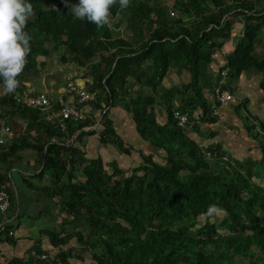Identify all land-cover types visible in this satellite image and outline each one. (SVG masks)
<instances>
[{
  "label": "trees",
  "instance_id": "obj_1",
  "mask_svg": "<svg viewBox=\"0 0 264 264\" xmlns=\"http://www.w3.org/2000/svg\"><path fill=\"white\" fill-rule=\"evenodd\" d=\"M31 3L33 11L25 26L31 49L18 85L37 56L64 48L80 63L89 62L94 75L85 89L96 93L95 100L87 103L100 110V142L125 155L134 150L109 116L111 107L121 105L131 113L140 137L164 152L159 161L139 150L141 162L128 174L101 156L86 158L75 141L63 140L79 132L96 133L85 130L93 123L89 117L83 122L68 120L63 130L39 109L17 106L18 86L1 94L0 107L42 120L41 134L0 146V155L6 158L30 147L39 153L43 169L38 175L47 172L51 181L42 190L56 198L65 214L62 224L72 228L65 234L47 232L53 244H67L75 237L80 252L88 253L95 264H264V134H252L260 142L259 160L223 161L219 146L207 147L215 154L212 159L178 124L173 111L200 109L201 121L216 120L205 96L213 87L210 63L240 16L243 34L223 67L229 69L230 79L245 71L260 73L264 90V50L257 51V46L264 47V0H175L172 6L163 0H129L124 8L114 0L102 26L76 18L64 0ZM120 13L124 16L116 21ZM60 60L66 62V55ZM170 68L188 72L190 82L166 88L163 79ZM176 97L180 105L174 106ZM157 99L174 106L168 108L165 126L153 110ZM255 120L264 133V122ZM198 127L196 122L191 131ZM209 206L215 207L211 214ZM218 210L225 215L211 221ZM70 255L62 250L43 262L29 254L9 264H68Z\"/></svg>",
  "mask_w": 264,
  "mask_h": 264
},
{
  "label": "crops",
  "instance_id": "obj_2",
  "mask_svg": "<svg viewBox=\"0 0 264 264\" xmlns=\"http://www.w3.org/2000/svg\"><path fill=\"white\" fill-rule=\"evenodd\" d=\"M123 16L124 13H120L116 21ZM124 25L122 23L119 30L123 31ZM243 31V18L240 16L233 25L230 37L213 54L209 71L212 80L225 65L226 56L235 48ZM262 50H264L263 46H257L258 52ZM62 54L66 55V62L60 60ZM69 77H73L78 85L86 89L94 79L89 62L80 63L73 54H69L64 48H61L56 53L37 56L33 68L24 73L17 92L28 89L34 93L45 92L52 99L64 97L69 102H76V96L70 94L66 88ZM261 78L262 75L254 71H245L237 77L229 78L228 85L234 98L221 107L216 120L211 123L200 120V109L188 112L199 125L197 131L189 133L190 136L206 147H221L224 155L234 162L252 163L259 160L262 157L260 142L252 134L260 137L264 134L260 129L259 122L255 120L258 117L264 122V90L260 87ZM190 80L191 75L188 72L177 73L175 69L170 68L163 79V85L166 88L182 86L189 83ZM133 88L135 89V86ZM3 93L0 90V95ZM209 93L206 91L205 96L207 97ZM173 104L174 106L180 105V100L177 97L174 98ZM174 106L166 104L160 99L156 100L153 110L159 124L163 126L169 124L168 108L171 110ZM83 107L93 122L85 130L94 129L96 133L82 135L79 132L76 136L66 137L63 140L66 143L75 141V145L84 150L86 158L92 159L101 156L105 162H116L125 170L126 164L122 165L121 163H127V157L137 158L138 163L130 165L131 167L140 164L139 150L146 154H154L155 160L164 155L162 150H158L150 142L140 137L131 113L123 106L117 105L109 110V116L113 120L116 131L127 144L138 149V153L126 155L124 158L123 154L113 150L110 145L100 142L99 134L103 128L99 123L100 110L92 103H85ZM0 115L1 118L6 119L15 133L14 138L8 137L5 146L10 145L21 136L41 134V119L37 121L28 114L27 116L23 115L18 109L7 106L0 107ZM252 125H255V128L253 131H249L248 127ZM116 152L117 155H114ZM117 156H120L118 160H116ZM161 160L163 161L162 158ZM41 170L42 160L39 153L32 147L19 150L13 156L6 158L0 155V186L6 189L11 196L10 207L5 211H0V225L6 226V232L0 233V251L2 252L0 264H9L14 259H25L34 248L48 253L50 259L58 256L60 251L66 250L71 253L68 264H95L88 253L80 252L75 237L67 244H53L51 236L47 232L56 234L63 232L65 234L72 231V228L62 224L65 214L60 211L56 198L46 195L42 190V188L50 186L51 181L47 172L42 177L38 175ZM75 174L78 179L83 180L79 170H75ZM224 215L225 212L218 210L213 218L217 219ZM10 230L13 231L12 236L7 234Z\"/></svg>",
  "mask_w": 264,
  "mask_h": 264
},
{
  "label": "built area",
  "instance_id": "obj_3",
  "mask_svg": "<svg viewBox=\"0 0 264 264\" xmlns=\"http://www.w3.org/2000/svg\"><path fill=\"white\" fill-rule=\"evenodd\" d=\"M174 14V12H171ZM229 69L223 67L219 70L213 80V87L210 93L207 95L210 103V110L212 115H218L222 106L227 104L234 98L233 92L230 90L228 85ZM67 91L76 96V102H69L64 97L59 99H52L45 92H30L28 89H22L15 95V102L17 106L35 108L42 111L45 115V119L50 123L59 124L64 130L66 129L68 120L74 122H83L89 117L87 111L83 105L89 101H93L96 98L95 92H89L84 87L78 85L73 77H69L66 83ZM174 117L177 119L178 124L182 128L190 133L193 129L194 124L197 122L196 119L192 118L188 112H180L173 109ZM15 133L12 130L10 124L7 123L5 118L0 119V146L6 145L8 137L14 138ZM17 136V135H16ZM202 152L209 158H214L215 154L208 150L203 144L199 143ZM223 161H228L227 155L222 156ZM11 196L10 193L0 186V211H5L10 207ZM6 232V226L0 225V233ZM10 236L13 235V231L7 232ZM30 254L35 258L41 260H49V254L46 252L38 253L36 249H32ZM2 259V252L0 251V260ZM60 262L59 259H56Z\"/></svg>",
  "mask_w": 264,
  "mask_h": 264
},
{
  "label": "clouds",
  "instance_id": "obj_4",
  "mask_svg": "<svg viewBox=\"0 0 264 264\" xmlns=\"http://www.w3.org/2000/svg\"><path fill=\"white\" fill-rule=\"evenodd\" d=\"M114 0H64L76 18L102 26L109 20L110 6ZM122 8L129 0H119ZM31 0H0V90L14 92L18 75L23 71L27 53L31 49V36L25 31L28 17L32 14ZM215 211L209 206L208 213Z\"/></svg>",
  "mask_w": 264,
  "mask_h": 264
},
{
  "label": "rangeland",
  "instance_id": "obj_5",
  "mask_svg": "<svg viewBox=\"0 0 264 264\" xmlns=\"http://www.w3.org/2000/svg\"><path fill=\"white\" fill-rule=\"evenodd\" d=\"M168 6H172L173 5V3H174V1L175 0H163ZM110 23L112 24V21H110ZM110 147L113 149V150H116L119 154H123V157L125 158L126 157V155L124 154V153H120V151L116 148V147H114V146H112V145H110ZM117 152L114 154V155H117ZM134 153H138V149H136V148H134V150H132V155L134 154ZM118 157H120V156H117V158H116V160H118L119 158ZM158 160L159 161H162L161 160V157H158ZM136 163H138L137 162V158L136 157H134L133 156V158L132 157H127V163L125 162V163H121L122 165H124V164H126L125 166H124V168H125V171L129 174L131 171H129L131 168H133V167H131L130 165H134V164H136ZM214 219H216V218H213V220Z\"/></svg>",
  "mask_w": 264,
  "mask_h": 264
},
{
  "label": "water",
  "instance_id": "obj_6",
  "mask_svg": "<svg viewBox=\"0 0 264 264\" xmlns=\"http://www.w3.org/2000/svg\"><path fill=\"white\" fill-rule=\"evenodd\" d=\"M42 169H43V166H42Z\"/></svg>",
  "mask_w": 264,
  "mask_h": 264
}]
</instances>
